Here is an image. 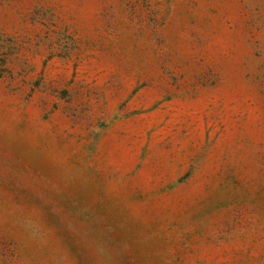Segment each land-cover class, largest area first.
<instances>
[{
	"label": "rangeland",
	"instance_id": "374dc122",
	"mask_svg": "<svg viewBox=\"0 0 264 264\" xmlns=\"http://www.w3.org/2000/svg\"><path fill=\"white\" fill-rule=\"evenodd\" d=\"M0 264H264V0H0Z\"/></svg>",
	"mask_w": 264,
	"mask_h": 264
}]
</instances>
